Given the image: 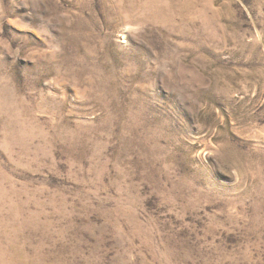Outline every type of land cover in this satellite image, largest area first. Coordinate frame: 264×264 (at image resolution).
<instances>
[{
  "label": "rangeland",
  "instance_id": "obj_1",
  "mask_svg": "<svg viewBox=\"0 0 264 264\" xmlns=\"http://www.w3.org/2000/svg\"><path fill=\"white\" fill-rule=\"evenodd\" d=\"M0 264H264V0H0Z\"/></svg>",
  "mask_w": 264,
  "mask_h": 264
}]
</instances>
